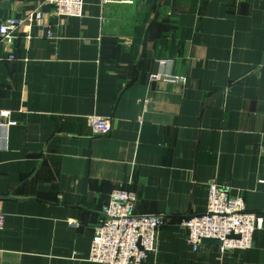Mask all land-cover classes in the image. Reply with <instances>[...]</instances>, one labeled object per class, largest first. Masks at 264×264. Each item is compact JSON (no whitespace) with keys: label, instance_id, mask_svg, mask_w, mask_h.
<instances>
[{"label":"crops","instance_id":"0c3cea01","mask_svg":"<svg viewBox=\"0 0 264 264\" xmlns=\"http://www.w3.org/2000/svg\"><path fill=\"white\" fill-rule=\"evenodd\" d=\"M40 2L0 0V20ZM85 3L52 37L23 25L0 42V264H102L88 257L117 188L164 218L144 264H264V229L221 256L179 226L213 181L264 218V0Z\"/></svg>","mask_w":264,"mask_h":264},{"label":"built area","instance_id":"2783aa9c","mask_svg":"<svg viewBox=\"0 0 264 264\" xmlns=\"http://www.w3.org/2000/svg\"><path fill=\"white\" fill-rule=\"evenodd\" d=\"M85 4V0H41L38 7L23 17L0 20V42H12L23 25L38 26L48 37H52L50 18L82 17ZM43 7L49 9L46 11ZM32 37L31 32L25 36L27 40ZM9 57L14 58L13 55ZM167 61L160 60V64L164 65ZM163 79L186 82L185 76L176 74H166ZM86 121L94 135H104L111 130L109 117L91 115L86 116ZM136 203L137 193L132 189L117 188L111 192L94 231L89 260L102 264H144L151 254L157 252L158 232L164 218L157 214L138 213ZM4 226L5 215L0 210V230ZM179 226L184 231L186 243L193 250H201L204 239H216L221 241L218 250L224 256L251 248L254 233L264 229V218L257 212L249 211L243 197L234 195L229 185L213 181L208 184L205 211L181 218Z\"/></svg>","mask_w":264,"mask_h":264},{"label":"water","instance_id":"95a60500","mask_svg":"<svg viewBox=\"0 0 264 264\" xmlns=\"http://www.w3.org/2000/svg\"><path fill=\"white\" fill-rule=\"evenodd\" d=\"M202 242L204 244L221 245V241L220 240H216V239H204Z\"/></svg>","mask_w":264,"mask_h":264}]
</instances>
